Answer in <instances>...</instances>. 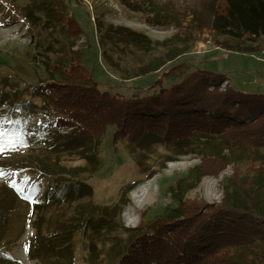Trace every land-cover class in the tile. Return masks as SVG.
Masks as SVG:
<instances>
[{"label": "rangeland", "instance_id": "374dc122", "mask_svg": "<svg viewBox=\"0 0 264 264\" xmlns=\"http://www.w3.org/2000/svg\"><path fill=\"white\" fill-rule=\"evenodd\" d=\"M33 1L53 2L62 14L41 12L35 25L24 12ZM214 9L215 0H0V91L6 93L0 97L5 101L0 115L8 123L20 120L16 98L52 78L61 79L52 64L62 60L68 66L79 48L80 63L100 88L126 97L171 86L196 68L226 74L221 89L232 85L264 93V43L215 34ZM62 17L77 21L81 32L75 39L63 34L68 25ZM27 98L36 105L33 125L39 126L40 112H51L35 96ZM115 131L108 126L93 163L77 153L79 148L63 153L16 150L0 160V264H44L31 255L36 233L68 228L76 229L71 264H92L90 243L81 229L96 206L116 205L110 243L152 233L159 219L173 221L181 202L204 205V212L222 202L239 203L264 220V149L242 148L222 137L194 139L176 148L114 137ZM205 153L225 156L230 163L218 173L202 174ZM27 163L42 164L46 176H55L58 183L85 185L76 198L38 208L30 190L36 185L41 194L47 183L29 173L23 177L3 171ZM238 249L245 264H264V239Z\"/></svg>", "mask_w": 264, "mask_h": 264}, {"label": "trees", "instance_id": "16d2710c", "mask_svg": "<svg viewBox=\"0 0 264 264\" xmlns=\"http://www.w3.org/2000/svg\"><path fill=\"white\" fill-rule=\"evenodd\" d=\"M55 5L33 1L24 12L37 25L41 12L60 17L62 12ZM214 10L211 29L215 34L264 43V0H215ZM62 19L70 32L63 34L75 39L81 32L77 21ZM75 43L71 40V47ZM80 51V48L76 51L70 66L62 60L52 64L61 79L52 78L16 98L14 104L20 120L8 123L4 114L0 115V133H3L0 160L16 150L63 153L79 148L77 153L93 163L96 147L110 125L116 127L114 137H128L140 143L155 141L183 148L194 139L222 137L242 148L264 149V93L246 92L232 85L221 89L223 81L228 80L226 74L196 68L171 86L126 97L101 89L80 63ZM4 95L0 91V97ZM27 95L38 98L42 109L51 112L50 115L40 112L39 126L33 125L36 105ZM2 99L0 107L5 104ZM69 127L72 128L66 130ZM229 163L225 156L205 153L200 169L202 174L218 173ZM30 165H11L3 171L24 173L23 177L29 173L37 181L47 183L41 194L36 185L30 190L32 202L38 208L76 198L85 185L77 181L58 183L55 176H46L49 173L42 169V164ZM96 170L95 167L93 171ZM56 173L59 172H54L57 176ZM14 181L15 178L11 183ZM114 207L96 206L81 229L90 243L92 264H245L237 254L238 248L251 246L257 237L264 239V220L239 203L222 202L204 212V205L196 207L181 202V212L173 221L159 219L152 233H143L128 243H110L109 234L115 230L111 224ZM75 231L68 228L46 234L37 232L32 257L44 264H71ZM53 256L58 259L52 261ZM6 258L12 260L10 255Z\"/></svg>", "mask_w": 264, "mask_h": 264}, {"label": "built area", "instance_id": "2783aa9c", "mask_svg": "<svg viewBox=\"0 0 264 264\" xmlns=\"http://www.w3.org/2000/svg\"><path fill=\"white\" fill-rule=\"evenodd\" d=\"M11 173L15 174V171H10L9 173H7L8 175H11Z\"/></svg>", "mask_w": 264, "mask_h": 264}, {"label": "snow or ice", "instance_id": "6c2138e0", "mask_svg": "<svg viewBox=\"0 0 264 264\" xmlns=\"http://www.w3.org/2000/svg\"><path fill=\"white\" fill-rule=\"evenodd\" d=\"M3 135V133H0V136H2Z\"/></svg>", "mask_w": 264, "mask_h": 264}]
</instances>
